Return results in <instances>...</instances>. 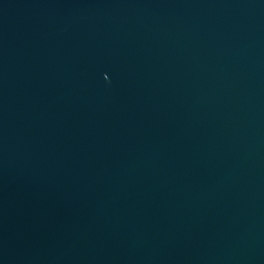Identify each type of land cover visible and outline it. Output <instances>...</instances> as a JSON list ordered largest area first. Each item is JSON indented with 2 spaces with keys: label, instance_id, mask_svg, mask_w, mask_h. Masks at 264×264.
I'll return each mask as SVG.
<instances>
[{
  "label": "water",
  "instance_id": "water-1",
  "mask_svg": "<svg viewBox=\"0 0 264 264\" xmlns=\"http://www.w3.org/2000/svg\"><path fill=\"white\" fill-rule=\"evenodd\" d=\"M0 264H264V0H0Z\"/></svg>",
  "mask_w": 264,
  "mask_h": 264
}]
</instances>
